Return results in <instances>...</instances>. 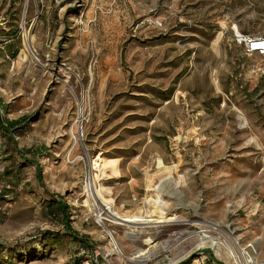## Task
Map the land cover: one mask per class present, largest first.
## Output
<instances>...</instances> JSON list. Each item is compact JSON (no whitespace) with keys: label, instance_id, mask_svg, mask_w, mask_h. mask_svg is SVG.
Wrapping results in <instances>:
<instances>
[{"label":"rangeland","instance_id":"obj_1","mask_svg":"<svg viewBox=\"0 0 264 264\" xmlns=\"http://www.w3.org/2000/svg\"><path fill=\"white\" fill-rule=\"evenodd\" d=\"M233 27L264 37V0H0V110L22 120L15 144L0 134V264H244L225 233L264 264V58ZM97 157L117 160L96 187L119 216L176 221L86 204Z\"/></svg>","mask_w":264,"mask_h":264},{"label":"bare ground","instance_id":"obj_2","mask_svg":"<svg viewBox=\"0 0 264 264\" xmlns=\"http://www.w3.org/2000/svg\"><path fill=\"white\" fill-rule=\"evenodd\" d=\"M235 33L239 34L237 27H234ZM32 41L33 38L30 37L28 42L25 44L26 51L32 50ZM117 160H104L101 157H97L91 164V170L96 171L97 173H89L88 181L85 184V192L87 193V200L85 201L86 204L89 202L94 206H103L104 213L111 219H113V224L115 225H126L127 227L132 225H146L148 223H151L154 221V224L156 225H170L173 224L177 217L174 216L168 220L167 218L159 219V220H153L151 218H143V217H122L119 216L112 206L110 205L109 201L104 199L105 194H109V190L106 188H102L100 185L97 188L96 182L97 180L101 179H109L111 177H117L118 171L116 169ZM157 168L162 167V163L160 160H157L156 162ZM156 204V203H155ZM157 204H160V202H157ZM195 226V225H194ZM193 226V227H194ZM212 229L216 230V226H211ZM199 229V228H197ZM210 231H200L199 233L201 236L198 237V244L197 247H204L208 245L215 253L217 257H221V251L226 252V258L228 260L237 258L235 256V253L233 251H229L228 248L224 246V244L220 243L217 238H211L207 233ZM133 235V234H131ZM227 239L233 244L234 249L238 252V254L241 256L244 264L250 263V258L256 253V246H258L257 240L251 242L245 248L241 249L238 242L236 240L232 239L229 234L225 233ZM146 243L150 244V240H146ZM113 244V243H112ZM169 248L167 245L163 246L162 249Z\"/></svg>","mask_w":264,"mask_h":264},{"label":"trees","instance_id":"obj_3","mask_svg":"<svg viewBox=\"0 0 264 264\" xmlns=\"http://www.w3.org/2000/svg\"><path fill=\"white\" fill-rule=\"evenodd\" d=\"M14 38V37H12ZM16 51L12 53V57H15L16 55ZM22 122L21 119H17V120H7L5 119V117H3V115L1 114V110H0V134L3 135L4 137H6L8 140H10L11 142H14L12 137L13 135L17 132L19 133L20 130V123ZM15 144V142H14ZM32 151H28L26 154H31ZM24 156L21 155V158H23ZM25 162L30 163L31 165H33L34 160H25ZM10 173L6 172V175L8 176V178L10 177L9 175ZM18 174H16L15 179L18 180L19 178L17 177ZM38 180L40 181V175H38ZM10 186L11 185H15V183H11V181H9L8 183ZM6 190V189H4ZM9 189H7L6 191H0V197H4L5 195L9 194ZM66 209L67 206L63 203H60L58 201L55 200H51L48 205L45 206V212L46 214L50 217L51 220H54V218H58L60 220V224H62L64 230L66 231L65 234H68L71 238V240H73L74 243L78 244V248H89L88 246V241L87 239H84V237H78V235L74 234L73 231L71 230V227L68 225L69 220H68V215L66 214ZM47 235V234H46ZM52 236V235H51ZM52 238H56V236H52ZM4 250V248L2 246H0V253ZM207 254H209V256H211L210 252H208ZM212 259H210L211 261ZM182 264H188V263H182Z\"/></svg>","mask_w":264,"mask_h":264},{"label":"built area","instance_id":"obj_4","mask_svg":"<svg viewBox=\"0 0 264 264\" xmlns=\"http://www.w3.org/2000/svg\"><path fill=\"white\" fill-rule=\"evenodd\" d=\"M232 30L234 42L242 47L246 56L257 55L264 58V37L237 34L234 27ZM210 259L202 256L199 259L193 260L191 264H216L213 260L210 261ZM83 264H88V262H84Z\"/></svg>","mask_w":264,"mask_h":264}]
</instances>
